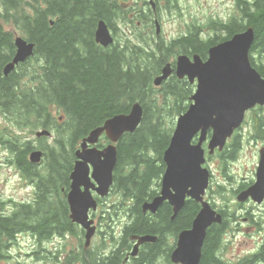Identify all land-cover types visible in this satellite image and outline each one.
Segmentation results:
<instances>
[{
  "label": "trees",
  "instance_id": "obj_1",
  "mask_svg": "<svg viewBox=\"0 0 264 264\" xmlns=\"http://www.w3.org/2000/svg\"><path fill=\"white\" fill-rule=\"evenodd\" d=\"M156 5L170 10L168 0H156ZM145 11L143 0H0V119L12 127L0 124V138L6 134L11 163L35 189L31 204L19 206L9 217L0 214V258L8 254L6 238L14 242L29 233L47 243L79 233L70 220L67 202L76 150L92 131L117 115L129 114L136 103L143 107L144 117L134 133L125 134L117 143L115 174L122 183L124 198L137 201L133 234L152 235L156 225L151 224L141 206L160 188L166 171L164 153L176 121L188 110L196 89L175 73L155 87L154 81L166 65L175 68L179 55H199L206 60L212 46L253 28L251 63L264 78V0H238L229 22L210 24L215 35L208 39L191 34L171 42L156 40ZM101 21L113 30L116 39L107 48L95 38ZM17 35L35 45V54L5 76L4 68L16 54ZM54 108L61 121L54 118ZM29 127H35L31 132L41 128L53 131L55 136L53 145L40 146L45 157L38 165L28 158L34 150L32 143L23 142L16 134ZM109 144L103 136L98 146L103 149ZM214 158L209 157L211 161ZM195 209V204H188L168 224L173 233L190 223ZM77 237L81 240L80 234ZM120 241H114L108 257L96 252L89 259L87 250L81 254L62 250L52 261L115 264L122 254L116 244ZM160 241L162 236L150 247L154 254L148 261L156 256ZM222 247L221 234L208 231L200 264H264V244L257 253L236 262L218 254Z\"/></svg>",
  "mask_w": 264,
  "mask_h": 264
},
{
  "label": "water",
  "instance_id": "obj_2",
  "mask_svg": "<svg viewBox=\"0 0 264 264\" xmlns=\"http://www.w3.org/2000/svg\"><path fill=\"white\" fill-rule=\"evenodd\" d=\"M156 24L159 35L160 25L158 22ZM95 38L105 48L114 43L111 30L104 21L99 23ZM254 41V30L249 28L212 46L206 60L199 55L192 58L180 55L176 61V70L167 65L162 76L155 80V85L159 87L175 71L180 79L187 78L196 85V91L190 99L191 104L179 116L169 147L163 156L166 171L162 179L161 196L144 205V211L155 213L168 200L174 207V217L184 207L188 197L202 205L192 228L183 231L178 237V244L172 255L174 264H200L207 231L214 223L221 222V216L204 200L210 180V171L204 167L207 162L204 143L208 140V132H212L209 141V155L212 156L215 149H222L235 130L242 126L249 110L257 105L264 106V78L250 60ZM15 46V57L4 68L6 76L34 55L35 45L22 37L15 39ZM143 117V107L136 103L129 114L117 115L92 131L76 152L77 161L70 175L67 201L71 220L87 232L86 248L96 230L92 222L88 221V211L96 208L91 190L101 197L109 194L118 161L115 144L126 133H134ZM46 135L50 133L43 131L37 134L38 137ZM103 135L111 144L101 150L96 145ZM196 137L198 142L193 143ZM43 155L42 151L33 152L30 161L40 164ZM263 168L262 163L257 182L239 197L240 201L252 198L260 204L264 200ZM150 241H154L151 236L139 237L132 255L136 256L139 246Z\"/></svg>",
  "mask_w": 264,
  "mask_h": 264
},
{
  "label": "flooded vegetation",
  "instance_id": "obj_3",
  "mask_svg": "<svg viewBox=\"0 0 264 264\" xmlns=\"http://www.w3.org/2000/svg\"><path fill=\"white\" fill-rule=\"evenodd\" d=\"M168 4L170 9H180L178 0H168ZM145 8H147L146 5ZM150 8L151 11L147 10L144 14L148 22L152 25V29H154L156 40L163 38L166 42H171L174 38L169 40L165 37L162 27L163 17L161 16V12H159L157 8L153 9L151 6ZM166 11L172 12L173 10ZM156 19L161 22L159 35L156 33ZM183 31L184 29L182 32ZM184 32H186L185 36L193 34V37H195V34L200 35L204 32V24L192 23L186 26ZM198 41L201 42L199 37ZM30 138L32 141H36L32 139L31 135ZM23 140L29 142L28 137H23ZM32 146L33 149L36 150L37 147L33 144ZM96 147L102 149L100 145ZM205 147H207V143ZM214 153L215 160L213 165L214 168L212 169V178L205 198L211 204L212 208L221 216V222L214 223L208 231L219 232L221 234V243L223 247L222 251L218 254L225 259L224 249L229 244H234V238L244 235L243 228H246V230L257 228L255 231H258L257 233L263 231L261 234L264 235V225L262 226V224H264V200L260 204L252 198L244 202L239 200L240 195L255 185L258 180L259 167L262 163L264 165V106H256L248 111L245 122L241 128L234 132L233 136L227 140L222 149H216ZM243 160H247L251 165V168L247 169L245 176H241L237 173L238 167L241 166ZM117 165L115 169H117ZM18 170L20 171L19 168ZM115 173L113 185L107 196L100 197L94 190H91L96 202V208H91L88 211V221L92 222V226H94L96 230L91 237L88 248L86 249L85 247L87 232L77 224H74L76 225L75 231L78 230L79 233L77 235H70L68 238H64L63 241L78 243L71 252L74 251L81 254V251L84 249L88 251V258L93 259L96 252L103 257L111 256V247L114 246V241L121 239L120 244H116L118 245V249L122 248V254H120V257L117 259L119 262L115 264H174L172 255L177 247L178 237L183 231L192 228L195 218L202 209V205L194 199L188 198L184 207L175 217L174 207L168 200L164 201L155 213L144 211V205L146 203L153 202L155 198L161 196V184V187L156 192V196L152 199L150 198L141 206L142 212L148 215L149 219L152 221L151 224L156 225L152 231V235L136 236L133 234L132 229L137 221L138 212L135 207L137 201L124 198V192L121 188L122 183ZM263 176L264 171L262 178ZM31 185L34 187L33 184ZM190 203L195 204L197 207L190 216V223L185 228L178 229L177 231L175 230L176 233H173V229L169 228L168 224L173 222ZM167 210L168 213L166 215ZM153 233L157 234L154 235ZM79 234L81 235V240L77 237ZM28 235L39 242L32 234ZM144 236H151L154 241L140 245L137 255L133 256L132 253L138 243V238ZM161 236L163 237V241H160L158 244L159 250L155 253L156 256L151 261H148L149 257L154 254L150 247L156 245ZM61 239L62 238H60V240ZM263 241L264 240L259 243L258 248L253 249L245 256H251L258 252L263 247ZM4 242L9 252L13 247V242H8L7 238ZM5 255L7 256L6 258H0L1 264L9 257L7 254Z\"/></svg>",
  "mask_w": 264,
  "mask_h": 264
},
{
  "label": "rangeland",
  "instance_id": "obj_4",
  "mask_svg": "<svg viewBox=\"0 0 264 264\" xmlns=\"http://www.w3.org/2000/svg\"><path fill=\"white\" fill-rule=\"evenodd\" d=\"M180 9L171 12L161 11L163 17L162 27L164 29L165 37L168 39L175 38L192 23L207 24L211 20H223L227 22L237 11V0H178ZM54 118L57 119V109L52 112ZM2 126L12 128L10 124L6 123L4 119H0ZM35 127H29V130ZM37 130H35L36 132ZM18 132H21L18 131ZM35 145H38L35 136L32 137ZM43 143L53 145L52 139L43 137ZM39 151H43L40 149ZM164 161V160H163ZM43 162V161H42ZM214 166H211L213 169ZM251 165L247 160L241 162L238 167V174L245 176L247 169ZM18 169L8 162V155L0 146V203L13 202L16 205H21L32 198L33 190L30 188V183L26 178H22L18 174ZM12 203V208H16ZM264 224H262L263 226ZM246 227V226H242ZM244 235L234 238V244H229L224 249L225 259L227 261L235 262L245 257L247 253L253 249L258 248L259 243L264 240V235L255 231L257 228L246 230ZM264 242V241H263ZM76 242H65L60 238L48 243H39L28 234L22 235L17 242V245L12 250V258L8 262L2 264H55L53 253L58 251L60 247L63 251H71L77 246ZM37 255V256H35ZM1 264V263H0Z\"/></svg>",
  "mask_w": 264,
  "mask_h": 264
}]
</instances>
